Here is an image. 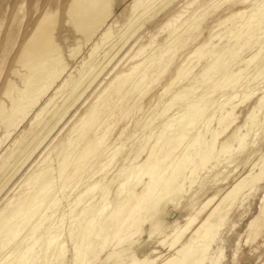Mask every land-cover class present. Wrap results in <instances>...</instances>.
I'll list each match as a JSON object with an SVG mask.
<instances>
[{
    "label": "bare ground",
    "instance_id": "bare-ground-1",
    "mask_svg": "<svg viewBox=\"0 0 264 264\" xmlns=\"http://www.w3.org/2000/svg\"><path fill=\"white\" fill-rule=\"evenodd\" d=\"M259 129L264 0H0V264H216Z\"/></svg>",
    "mask_w": 264,
    "mask_h": 264
},
{
    "label": "rangeland",
    "instance_id": "rangeland-1",
    "mask_svg": "<svg viewBox=\"0 0 264 264\" xmlns=\"http://www.w3.org/2000/svg\"><path fill=\"white\" fill-rule=\"evenodd\" d=\"M226 7L227 4L225 3L215 13H212L209 17H207L202 25V33L199 39L208 37L212 27L217 23V19L229 12L230 8ZM160 23L161 20L155 23L152 28ZM179 57L180 60L181 56ZM158 88L159 87H156L145 97V101L143 100L144 103L142 105V111H146L151 105V102L154 99V94L157 92ZM253 100L254 99H251L250 101H247L238 107V121L244 120L247 114V110L250 108ZM135 118H137V114L132 116L131 118L128 117L125 121H120L117 125L116 131L118 132V129L123 126L127 127L128 130L133 129ZM259 118H262L261 113H259ZM210 126H215V121H212ZM259 131H261V134H264V130L262 131L259 129L257 132ZM258 154L252 155L250 161L254 160V162H256L258 160ZM233 164L234 165H232V163L228 164L229 169L232 170L231 175L227 180L228 182H231L234 176H238L240 173L249 168V166H247L249 163L247 165H237V162H234ZM202 173L203 171L200 173V175H202ZM17 181L18 179L14 181L15 184H12V189L17 186ZM246 193L247 194L245 196L239 197L234 210H232L226 220V224L216 236L213 244L211 245V248L208 251L206 263L215 261L216 264H264V233L254 242L250 241L248 235L249 227L251 226L253 217L259 212L261 199L264 195V173L258 179V181H256L250 187V189H248V192L246 190ZM175 214L176 213H172L171 216L174 217ZM156 239L157 236L153 237V241H155ZM157 249L163 250L165 252V250L161 246H158Z\"/></svg>",
    "mask_w": 264,
    "mask_h": 264
}]
</instances>
